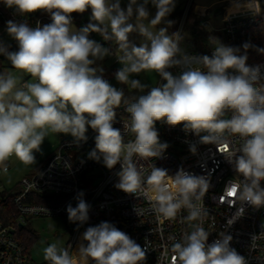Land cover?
Returning <instances> with one entry per match:
<instances>
[{
  "label": "clouds",
  "instance_id": "clouds-1",
  "mask_svg": "<svg viewBox=\"0 0 264 264\" xmlns=\"http://www.w3.org/2000/svg\"><path fill=\"white\" fill-rule=\"evenodd\" d=\"M0 2L20 15L43 10L52 20L35 28L12 20L6 25L19 50L7 52L0 47V54L7 56L16 72L28 74L32 80L22 82L13 71L0 72V166L4 171L13 157L26 166L34 165V153L50 134H70L79 144L87 141L90 127L97 135L89 158L102 160L110 170L121 166L116 188L146 196L163 219L175 220L181 209H186L184 219L202 221L206 213L200 202L209 189L206 177L183 169L172 177L155 166L145 177L138 167V160L159 157L168 147L160 142L155 127L161 121L173 127L182 124L200 143L223 147L222 154L237 174L226 187L227 195L241 205L264 206V72L260 65L246 63L247 52L254 45L219 43L211 57L187 55L178 32L170 35L167 28L157 30L161 23H173L166 18L174 11L176 0H129L126 9L121 0ZM149 3L157 10L150 20ZM242 7L253 14L261 12L259 0H247ZM88 9L93 22L75 29L72 13ZM134 15L135 23H131ZM90 33L117 46L116 58L122 67L115 79L120 84L144 92L148 85L132 77L149 72L163 83L127 101L124 89L114 87L104 79L103 69L93 66L113 53L90 39ZM133 33L143 38L139 45L130 39ZM255 50L264 53V48ZM172 68L180 71L174 75L169 71ZM122 103L130 114L123 131L114 127ZM128 134L134 139L126 143ZM233 137L240 143L230 148ZM190 151L195 153L196 146L190 145ZM89 210L90 205L78 198L76 207L69 204L66 208L69 222L83 225L89 220ZM243 214L240 207L235 217ZM209 234L201 223L193 224L192 230L172 245L171 264H247L246 258L230 247L231 235L221 232L209 244ZM82 240L86 243L75 251L71 245L51 243L43 249V259L47 264H144L146 259L145 250L136 241L107 221L88 227Z\"/></svg>",
  "mask_w": 264,
  "mask_h": 264
},
{
  "label": "built area",
  "instance_id": "built-area-1",
  "mask_svg": "<svg viewBox=\"0 0 264 264\" xmlns=\"http://www.w3.org/2000/svg\"><path fill=\"white\" fill-rule=\"evenodd\" d=\"M26 18L27 14L20 15L12 10L0 9V21L3 23L9 20L25 23ZM75 20L76 14L72 13V22ZM50 23L51 15L44 13L35 16L30 27ZM220 30L223 37L206 52L190 50L184 53L189 56L211 57L219 43L240 47L245 42H250L255 47L248 50L246 63L249 66L260 65L264 72V53L255 50L264 48V8L261 7L259 14H228ZM108 48L113 51L111 45ZM169 71L176 75L180 70L172 68ZM158 83H163L161 78ZM131 90L134 92L125 98L129 102L147 94L150 88L144 92ZM126 107L127 105L122 103L116 110L114 127L122 131L123 123L130 117L125 111ZM155 127L160 142L167 143L168 147L159 157L138 160V167L143 169L145 177L150 174L153 166L166 170L172 177L180 169L206 177L209 189L200 202L206 213L202 221L189 222L184 219L188 215L186 209H181L175 220L163 219L152 207L153 202L146 196H135L116 188L115 185L119 182L117 173L121 166L117 164L110 170L103 165L102 160L98 162L89 158V153L95 149L97 135L89 127L86 142L76 144L73 142L74 138L61 139L43 165L19 181V190L10 197L15 207L13 214L7 216L3 213L7 197H0V264H35L29 247L19 236V231L31 216H68L67 206L71 204L76 207L78 198L84 199L90 205V210L86 223L72 225L67 246L71 245L74 251L78 249L79 244L86 243L82 240V235L88 227L107 221L128 234L145 250L144 264H171L172 245L181 240L184 234L189 233L193 224L201 223L210 233L209 244L224 232L232 236L230 247L244 256L247 264H264V206L255 208L249 204L241 205L235 197L227 195L226 187L237 174L234 166L222 154L223 147L217 149L214 144L200 143L199 137L185 132L182 124L173 127L157 121ZM133 139L132 135H125L126 143ZM230 139V148L239 145L238 138ZM190 145L196 146L195 153L190 151ZM80 193H83L82 197ZM240 207L244 208V214L236 218L235 214ZM29 209L31 211H28ZM229 220L233 222L229 224Z\"/></svg>",
  "mask_w": 264,
  "mask_h": 264
},
{
  "label": "rangeland",
  "instance_id": "rangeland-1",
  "mask_svg": "<svg viewBox=\"0 0 264 264\" xmlns=\"http://www.w3.org/2000/svg\"><path fill=\"white\" fill-rule=\"evenodd\" d=\"M241 7L234 6V13H248L250 11L246 10L242 7L247 0H238ZM129 0H121V7L126 9ZM232 0H176V7L174 12L179 11L177 15L172 16V13L166 18L167 20L173 21L171 26H169L166 22L161 23L157 26V30L160 28H167L168 34L179 33L182 37L181 40V48L185 51H190L192 49L193 44L191 43V39L196 36L197 40L201 42V40H205L206 43L215 44L218 39L223 37L221 30L222 25V17L225 13V5L231 4ZM196 3L201 5H205L206 7H210V12L202 22V20L192 22L191 17L189 15V10ZM259 3L262 8H264V0H259ZM2 5L7 10H12L14 13V9L7 8L3 3ZM40 11V10H38ZM36 11V12H38ZM149 11V20L154 18L156 14V8L149 3L148 5ZM28 13V14H34ZM182 12V13H180ZM18 14V13H16ZM183 19V20H182ZM91 21V9L85 11L80 19L73 21V26L75 29L79 30L85 26H87ZM131 23H135V15L130 20ZM148 21H145L147 23ZM178 23V27L176 29L173 28V25ZM0 40L5 44H18V42L13 39L6 31V23L0 21ZM93 40L101 43L105 47H109L110 45L113 48L111 55L106 56L103 60L97 61L94 67H99L103 69V77L108 80L110 84L114 87L122 88L124 85L120 84L115 79V73L118 69L122 67L116 58L117 46L114 42L105 41L103 37L98 33H90ZM130 39L139 45L142 42V37H140L137 33H133L130 35ZM18 50L12 49L11 52H16ZM3 71L10 70L13 71L14 74L21 76L22 82H29L32 80V77L28 74L18 73L11 65V62L7 59V56L2 60ZM100 74V73H98ZM132 78L139 79L141 83L148 85V88L156 86L159 82L160 77L155 73H140L139 75H134ZM128 89H131L130 86L125 85ZM147 89V88H146ZM138 91V90H137ZM139 92V91H138ZM63 138H73L70 134L58 133V134H50L45 138L44 142L41 145V150L39 152H35L34 155L36 157V163L34 165L26 166L22 164L15 157L11 158L7 162L8 169L4 171L3 166H0V191L2 190H11L14 191L17 189V185L19 181L26 175L33 173L38 170L49 155L56 149L59 145L61 139ZM73 223L69 222L68 216L64 215H46V216H31L27 223L25 224L26 232L28 236H33V240H29L30 254L32 260L35 264H46L47 262L43 259V249L47 247L51 243H58L60 246H67V243L71 237V229ZM25 243V242H24ZM26 244V243H25Z\"/></svg>",
  "mask_w": 264,
  "mask_h": 264
},
{
  "label": "trees",
  "instance_id": "trees-1",
  "mask_svg": "<svg viewBox=\"0 0 264 264\" xmlns=\"http://www.w3.org/2000/svg\"><path fill=\"white\" fill-rule=\"evenodd\" d=\"M0 9H6L3 5L2 2H0ZM47 13L43 10H40L34 14H27V18H26V23L30 26L33 23L34 17L37 15H41ZM179 13V11H176L174 13H172V16L177 15ZM182 13V12H180ZM76 14V18L77 20L80 19V17L82 16L83 13H75ZM178 23L173 25V28L176 29V27H178L177 25ZM1 25V24H0ZM47 25V24H44ZM191 43L193 44L192 49L191 50H195V51H200V52H206L212 45L214 44H210V43H206L205 40H200L198 41L196 36L193 37L191 39ZM0 47H3L4 49L7 50V52H11V50L13 49L12 45L10 44H5L4 42H2V40H0ZM6 57V55L4 54H0V72H2L3 69V64H2V60ZM124 89L125 92V98H127L130 94H132L134 91L131 89H128L125 85L122 87ZM19 190V183L17 185V189L14 191L11 190H2L0 191V197L4 198L7 197V202L5 201V207L3 208V213L4 214H13L15 212V207L14 204L12 202V200L10 199V197ZM19 236L21 237V239L27 244H30L29 240H33V236H28L27 232H26V227L23 226L21 228V230L19 231ZM29 247V246H27ZM47 264V263H46Z\"/></svg>",
  "mask_w": 264,
  "mask_h": 264
},
{
  "label": "crops",
  "instance_id": "crops-1",
  "mask_svg": "<svg viewBox=\"0 0 264 264\" xmlns=\"http://www.w3.org/2000/svg\"><path fill=\"white\" fill-rule=\"evenodd\" d=\"M239 4L238 0H232L231 4L225 5V13L222 17V25H223V20L228 14H232L235 12L234 6H237ZM210 12V7H206L205 5H201L199 3H196L194 6H192L189 10V15L191 17V21L194 23L196 21L205 19L208 17L207 15ZM207 20V19H205ZM204 20H202L203 22ZM221 25V27H222ZM221 29V28H220ZM219 29V30H220ZM18 50V49H17Z\"/></svg>",
  "mask_w": 264,
  "mask_h": 264
},
{
  "label": "water",
  "instance_id": "water-1",
  "mask_svg": "<svg viewBox=\"0 0 264 264\" xmlns=\"http://www.w3.org/2000/svg\"><path fill=\"white\" fill-rule=\"evenodd\" d=\"M12 47H13L14 49H16V50H17V49H19V45H18V44H16V43H15V44H13V45H12Z\"/></svg>",
  "mask_w": 264,
  "mask_h": 264
}]
</instances>
